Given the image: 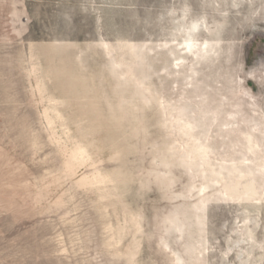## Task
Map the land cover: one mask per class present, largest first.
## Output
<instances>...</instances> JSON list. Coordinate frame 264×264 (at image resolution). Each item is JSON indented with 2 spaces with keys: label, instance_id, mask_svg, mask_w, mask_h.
I'll list each match as a JSON object with an SVG mask.
<instances>
[{
  "label": "rangeland",
  "instance_id": "rangeland-1",
  "mask_svg": "<svg viewBox=\"0 0 264 264\" xmlns=\"http://www.w3.org/2000/svg\"><path fill=\"white\" fill-rule=\"evenodd\" d=\"M0 264H264V0H0Z\"/></svg>",
  "mask_w": 264,
  "mask_h": 264
}]
</instances>
